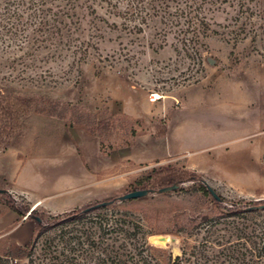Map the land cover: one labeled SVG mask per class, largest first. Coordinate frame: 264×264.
<instances>
[{"label": "rangeland", "instance_id": "rangeland-1", "mask_svg": "<svg viewBox=\"0 0 264 264\" xmlns=\"http://www.w3.org/2000/svg\"><path fill=\"white\" fill-rule=\"evenodd\" d=\"M252 10L208 0L203 11L210 29L165 34L160 18L139 31L99 5L87 24L98 49L26 63L14 59L23 49L5 33L0 88L71 102L112 127L91 131L69 118L24 116L0 150V187L17 205L38 204L37 214L49 217L132 189L177 183L91 213L141 224L163 264L197 242L213 220L223 226L231 218L226 203L264 199V24L256 8L247 17ZM9 199L0 194V263L29 264L30 249L11 237L24 217L1 216ZM22 226L26 235L29 224ZM159 234L179 239L163 244L154 238Z\"/></svg>", "mask_w": 264, "mask_h": 264}, {"label": "trees", "instance_id": "trees-1", "mask_svg": "<svg viewBox=\"0 0 264 264\" xmlns=\"http://www.w3.org/2000/svg\"><path fill=\"white\" fill-rule=\"evenodd\" d=\"M224 1L227 0H211L219 5ZM231 1L241 10L256 8L257 20L264 24V0ZM205 2L208 0H0V38H4L5 33L10 34V43L23 49L21 56L14 57L22 63H26V58L35 62L42 57L47 61L66 52L87 56L92 48L98 49L92 40L95 30L87 24L94 22L99 5H107L115 15H123L126 23H133L132 27L139 31L160 18L168 27L163 28L165 34L172 29L181 33L192 30L197 34L201 28L210 29L203 11ZM253 10L248 18L253 17ZM93 13L95 17L91 16ZM34 112L69 118L70 125H83L91 131L112 127L109 120L98 121L95 114L71 102L43 93L5 92L0 88V150L22 128L23 117ZM201 187L212 193L208 184L202 182ZM0 194L10 198L7 204L10 209L21 216L29 212L27 217L36 221V233L31 241L20 244L30 249L29 264H163L151 252L148 232L141 224L125 218L111 221L103 213L92 215L108 206L91 207L100 201L47 217L45 213L37 214L36 208L29 204L14 203L11 192L5 187H0ZM110 199L119 200L118 196L105 200ZM222 199L221 195L216 198L218 202ZM262 204L263 198L226 203L223 208L231 218L221 227L213 220V227L207 228L197 242L184 247L181 254L170 258L166 264H264Z\"/></svg>", "mask_w": 264, "mask_h": 264}, {"label": "water", "instance_id": "water-1", "mask_svg": "<svg viewBox=\"0 0 264 264\" xmlns=\"http://www.w3.org/2000/svg\"><path fill=\"white\" fill-rule=\"evenodd\" d=\"M178 186H179V184L173 183V184L162 186L159 189L147 188V187L136 188V189H132V190H130L128 192H125L123 194H120L118 196V198L120 200L130 199V198H137V197L147 195V194H149L151 192H154V191H157V190L160 191V192L174 190ZM208 188L211 190V192L213 193V195L216 198L219 197V194L216 192V190L211 185H208ZM113 201H114L113 199L103 200V201H100V202H97V203L93 204L91 207H100L102 205H106V204L112 203ZM262 207H264V204H262ZM28 214H29V212L25 216H27ZM154 238H155L156 241H158L160 243H163V244L171 243L172 245H175L176 242L179 239L178 236L173 235V234H159V235H156Z\"/></svg>", "mask_w": 264, "mask_h": 264}, {"label": "crops", "instance_id": "crops-1", "mask_svg": "<svg viewBox=\"0 0 264 264\" xmlns=\"http://www.w3.org/2000/svg\"><path fill=\"white\" fill-rule=\"evenodd\" d=\"M4 215H11V217H13L15 219L24 217V219H22V222L20 223V225L15 230H12L11 237H13L17 242H19L21 244L28 243L31 240L33 233L35 232L36 221L34 220V222H33L29 217L21 216L17 211L12 210V209L6 210L5 214L4 213L1 214V216H4ZM26 222L29 224L30 230L28 229L29 232L26 235H22L20 230H22V227H23L22 225L25 224Z\"/></svg>", "mask_w": 264, "mask_h": 264}, {"label": "bare ground", "instance_id": "bare-ground-1", "mask_svg": "<svg viewBox=\"0 0 264 264\" xmlns=\"http://www.w3.org/2000/svg\"><path fill=\"white\" fill-rule=\"evenodd\" d=\"M38 204H36L34 207H36Z\"/></svg>", "mask_w": 264, "mask_h": 264}]
</instances>
